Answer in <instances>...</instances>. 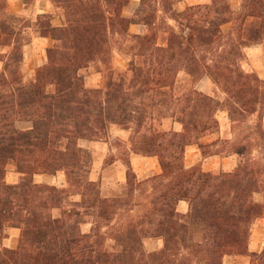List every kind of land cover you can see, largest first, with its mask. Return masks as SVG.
<instances>
[{
    "label": "trees",
    "instance_id": "trees-1",
    "mask_svg": "<svg viewBox=\"0 0 264 264\" xmlns=\"http://www.w3.org/2000/svg\"><path fill=\"white\" fill-rule=\"evenodd\" d=\"M22 1L30 8L35 0ZM50 1L63 24L53 26L51 14L38 17L40 36L53 45L27 83L29 21L8 13V0H0V264H222L225 256L249 254L253 226L264 220V203L253 198L264 194V164L249 159L248 139L238 144L204 139L219 133L218 112L226 111L235 124L264 104L263 82L242 68L244 49L264 39V0H241L245 13L234 11L229 0L181 12L173 0H140L131 18L123 15L130 0ZM158 5L177 29L165 19L157 24ZM229 24L225 33L222 28ZM132 25H143L146 33L131 34ZM119 42L128 68L105 88H86L82 70L94 63L109 69ZM182 71L194 79L210 77L227 99L221 104L195 88L178 95ZM168 118L181 130L155 128ZM20 121L32 128L18 129ZM131 124L141 135L136 153L157 157L161 173L139 180L128 159L127 198L103 197L89 178V152L79 141H96L112 125L129 129ZM191 145L204 160L236 156L237 165L219 174L201 165L187 168ZM10 167L20 182L7 183ZM60 172L66 188L34 181ZM148 187L146 202H138L136 193L146 195ZM74 195L81 201H69ZM181 202L189 204L186 214L177 209ZM121 211L126 216L114 225ZM87 217L93 223L85 232ZM9 227L20 230L16 249L2 243ZM148 239L161 240L162 247L147 252ZM254 256L253 264H264V251Z\"/></svg>",
    "mask_w": 264,
    "mask_h": 264
},
{
    "label": "rangeland",
    "instance_id": "rangeland-1",
    "mask_svg": "<svg viewBox=\"0 0 264 264\" xmlns=\"http://www.w3.org/2000/svg\"><path fill=\"white\" fill-rule=\"evenodd\" d=\"M182 1L187 0H173L174 9L177 11H183L185 10L184 5ZM232 8L234 11L239 12L243 11V13L246 12V10L242 9L241 6V0H229ZM35 2V1H34ZM181 2V3H180ZM140 0H130L129 5L124 8L123 15L131 18L134 16L138 6H139ZM34 5V3H33ZM53 5V4H52ZM32 7V6H31ZM188 7V6H187ZM159 12L157 13L158 21L157 24H161L163 19L166 20V22L177 29V23L170 18L169 16L164 14L162 11V8L158 5ZM60 10L57 9L53 5V13L51 14L53 17L52 25L54 24H63V20L60 18ZM30 16V13H29ZM34 16V13L31 12V17ZM31 17H23L24 20H28L29 23L27 24L29 27L27 28L25 39L27 42V45L24 48L25 53V61L23 66V76L25 82L29 83L34 80L36 70L43 66L47 61V53L46 49L51 47L53 45V40L48 37L49 40H51V46L47 47L45 42L41 41L38 42V38H40V34L38 32V25L37 21L32 22ZM31 18V19H30ZM62 26V25H60ZM58 27V26H56ZM232 28V25H226L222 29L225 33H228ZM129 32L131 34H138L143 35L146 33V27L143 25H132L129 29ZM163 37V35H160ZM160 42H163V39L160 40ZM121 42H119L113 49L111 54V61L109 64V69H107L105 66H103L100 63H94L91 64L87 69L82 70V75L84 77L85 86L88 89H99V88H105L109 82V80L114 77V79H117L119 75H121L127 68H128V59L124 55V51H122ZM120 48V49H119ZM246 59L242 63V68L247 72H255L259 79L263 82L262 84V90L264 91V39L259 44L251 45L250 47H246L244 49ZM2 65L0 64V69ZM208 76H203L202 78H192L190 77L185 71H182L177 79V94L182 95L184 93H187L192 88L196 89V85L204 78H207ZM210 78V77H209ZM211 84H213L214 88V94L210 95L211 97H214L218 102L221 104L224 103L225 99H227V95L223 92L222 88L217 86L213 80L210 78ZM198 90V89H197ZM199 91V90H198ZM201 92V91H200ZM205 94V93H204ZM207 95V94H206ZM171 113V112H170ZM167 113V114H170ZM217 118L220 122V131L217 134H214L210 138L204 139V142H211L216 139H221L222 141L230 140L232 143H239L244 139H248L252 143V151L250 152L249 159H251L254 163L258 165L264 164V104L261 106V109L258 113L249 116L245 122H239V123H232L229 119L228 113L226 111H220L217 114ZM155 128L162 131H169L171 129L180 131L181 125L178 123H175L173 119H163L160 122L154 123ZM16 126L20 130H28L32 128V123L28 121H20L16 123ZM129 129H124L121 126L118 125H112L110 127V130L108 134L102 139L96 140V141H89V140H80L79 145L86 149L89 152V157L91 160V172L89 175V178L92 181H95L99 184L101 193L103 197L107 198H127V186L126 183L122 184V167L124 166V161H127L128 159H131L134 155L142 156L136 152H139V137L140 134L136 136L135 129L136 125L131 124L129 125ZM259 132V134H258ZM256 133V134H255ZM221 147H218L215 150H221ZM196 152H200L197 145H191L186 150L185 155V166L187 168L193 167L195 165H192L195 161L194 156ZM202 156V155H201ZM145 157V156H144ZM214 157V156H212ZM207 158L209 160L210 158ZM217 157L223 158L226 157L225 155H218ZM233 157L234 159L231 161V163L234 161L233 168L231 171H233L237 165L238 159L236 156H229ZM155 161L153 164H146L145 166H139L140 170L146 167L153 168L154 165L159 166V161L157 157H154ZM204 160V159H203ZM206 160V159H205ZM216 161V160H215ZM201 165V168L205 172L206 169L203 167V164H197ZM218 165H210V169L217 170ZM125 167V166H124ZM231 171H224L219 170L217 172H211L213 174H219L221 172H231ZM160 174V173H159ZM48 175V174H43ZM158 174H149V176L141 177L139 180H146L150 179L153 176ZM52 178L50 183H43L48 184L52 186H58L60 188H66L67 187V180L65 177V174L63 172L58 173L57 175H48ZM21 176L14 172L13 168L10 167L9 171L6 175V181L10 184H15L20 182ZM34 181L38 183L36 180V176L34 178ZM148 193L146 195H139L138 196V202H146V198L149 195L151 189L148 187ZM254 200L259 203H264V194L263 193H255L253 196ZM69 201H81V197L74 195L69 198ZM187 203V202H186ZM188 204V203H187ZM189 206V204H188ZM178 211L180 207H177ZM138 210L140 208H135L134 212L131 213V215L136 216L138 213ZM180 212V211H179ZM181 213V212H180ZM183 214V213H181ZM124 216H126V213H122V211L119 213V215L115 218L113 221L114 225L119 224L122 222V219H124ZM88 223L84 224L82 226V230L85 232H88L92 226L93 219L87 217ZM258 226H264V220L257 221L256 224L253 226V229ZM16 228H7L4 231L5 239L4 241L12 236V232ZM252 229V234H253ZM253 236L251 235L249 240V250L250 245L253 241ZM195 239H198L200 237H194ZM20 240V237H19ZM161 241V240H160ZM162 242V241H161ZM255 249L256 252H251L247 255L243 256H225L223 258L222 264H253L256 263V257L254 254L260 255L264 251V240L261 238L260 240H257L255 242ZM163 244V243H162ZM145 245V244H144ZM146 249V247H145ZM148 252V250L146 249Z\"/></svg>",
    "mask_w": 264,
    "mask_h": 264
},
{
    "label": "crops",
    "instance_id": "crops-1",
    "mask_svg": "<svg viewBox=\"0 0 264 264\" xmlns=\"http://www.w3.org/2000/svg\"><path fill=\"white\" fill-rule=\"evenodd\" d=\"M181 3V2H180ZM184 8L187 6H193V5H200V4H209L211 3V0H187V1H182ZM8 13L12 15H17L20 17H31V12L34 13V16H32L30 19L32 22L37 21L38 17L40 15H45V14H52L53 13V5L50 0H35L34 5L30 8H26L23 4L22 0H8V7H7ZM30 13V16H29ZM60 24H54L55 26H60L62 25L61 22ZM134 26V25H133ZM45 42L46 46L49 47L51 46V40L45 37H40L38 38V42ZM211 84V80L209 77L202 79L197 85L196 89L199 91L207 94V95H213L214 94V88ZM194 159L195 161L191 163L192 165H197L202 163L203 167L206 169V171L209 172H217L219 170H224V171H231L233 168L234 161L231 163V161L234 159L233 157H223L220 158L217 156H214L210 158L209 160H203L201 153L196 152L194 153ZM154 157H144V156H139V155H134L131 159V165L133 167V170L137 174L139 178L149 176V174H159L161 173V167L160 165H154L153 168L151 167H146L140 170L138 168L139 166H145L146 164H153L154 163ZM216 160V161H215ZM218 165L217 170L210 169V165ZM125 166V165H124ZM122 167V184L126 183L127 180V175H126V167ZM36 180L38 183H50L52 178L48 175H37ZM180 207L179 211L183 214H186L189 210V206L186 202H181L179 205ZM253 241L250 245V251L251 252H256L257 250L255 249V242L257 240H260L261 238L264 240V226H258L253 229V234H252ZM19 237H20V230L19 229H14L12 232V236L7 238L3 245L9 249H16L19 245ZM145 247L148 250V252H154L158 251L162 247V242L160 240H153V239H148L145 241Z\"/></svg>",
    "mask_w": 264,
    "mask_h": 264
}]
</instances>
